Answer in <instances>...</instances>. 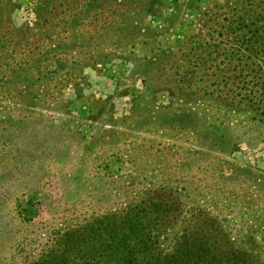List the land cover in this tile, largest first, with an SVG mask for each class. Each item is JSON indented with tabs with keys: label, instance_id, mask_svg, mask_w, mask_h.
I'll use <instances>...</instances> for the list:
<instances>
[{
	"label": "rangeland",
	"instance_id": "obj_1",
	"mask_svg": "<svg viewBox=\"0 0 264 264\" xmlns=\"http://www.w3.org/2000/svg\"><path fill=\"white\" fill-rule=\"evenodd\" d=\"M91 2L0 0V57L6 60L0 65L8 62L0 68V121H9L0 125V133L5 134L0 139V264H26L48 247L59 230L118 208L161 185L180 194L184 210H210L237 240L243 238L240 232L252 226L259 229L248 247L264 263V194L244 191L242 183L228 181L232 164L263 169L264 148L243 147L232 158L208 152L196 159L190 150L196 146L192 135L143 125L137 129L125 119L142 92L154 95L156 105L170 101L157 77L170 67L166 61L155 60L150 70L143 60L78 67L85 79L79 82L81 92L73 89L72 79L63 76H44L31 87L33 80L26 84L21 76L6 74L39 56L47 38L56 44L68 37H93L97 44L103 33L113 37L110 28L118 19L116 4H137L130 0ZM154 2L158 5L142 23L149 28V38L143 32L137 37L148 45H137L135 58L150 56L151 49L161 44L171 48L183 65L179 59L186 52L185 44L199 32L202 12L226 0ZM40 4H49L43 25L36 18ZM62 50L70 51L61 55L70 60L76 53L82 56L98 49ZM29 70L38 76V69ZM142 71L150 72L149 81ZM25 84L41 93L45 102L39 101L33 109L35 119L21 126L10 115H23L19 107ZM61 98L68 100L67 106L55 104Z\"/></svg>",
	"mask_w": 264,
	"mask_h": 264
},
{
	"label": "trees",
	"instance_id": "obj_2",
	"mask_svg": "<svg viewBox=\"0 0 264 264\" xmlns=\"http://www.w3.org/2000/svg\"><path fill=\"white\" fill-rule=\"evenodd\" d=\"M99 1L104 0L91 4ZM130 2L137 4H116L118 19L110 28L114 38L103 33L97 44L93 37H68L56 44L47 38L39 56L24 60L6 74L18 79L21 76L26 84L33 80L31 87L44 76H63L72 79L73 89L81 92L79 82L85 79L78 67L92 69L115 60L126 64L143 60L145 69L150 70L155 60H164L170 67L157 77L170 101L156 105L154 95L142 92L136 96L125 118L135 128L143 125L192 135L196 146L190 150L196 159L208 152L232 158L243 147L264 148V0L210 4L200 16L199 32L183 48L186 52L179 59L183 65L171 48L161 44L151 49L150 56L135 58L136 46L148 45L137 40L140 32L146 38L150 35L143 20L158 4H153L154 0ZM48 5L40 4L36 10L42 25L47 23ZM93 46L98 50L82 56L76 53L78 56L74 54L70 60L61 56L70 52L64 48L74 51ZM170 60L174 62L170 64ZM29 69H38V76ZM149 73L141 72L146 81ZM28 85L19 107L23 115H10L21 126L34 120L33 109L38 108L39 101L45 102L41 93L31 91ZM55 104L67 106L68 100L61 98ZM8 123L6 119L0 121V125ZM4 136L0 133V139ZM232 165L228 181L242 183L244 191L264 194V168ZM178 195L169 186H154L118 208L59 230L48 247L26 264H264L248 247L259 229L252 226L240 232L243 238L237 240L210 210H184Z\"/></svg>",
	"mask_w": 264,
	"mask_h": 264
}]
</instances>
